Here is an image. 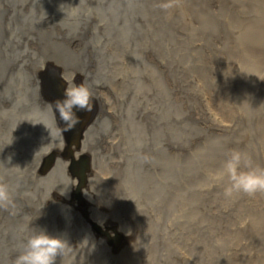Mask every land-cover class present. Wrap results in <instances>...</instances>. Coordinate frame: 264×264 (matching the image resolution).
<instances>
[{
  "label": "rangeland",
  "instance_id": "obj_1",
  "mask_svg": "<svg viewBox=\"0 0 264 264\" xmlns=\"http://www.w3.org/2000/svg\"><path fill=\"white\" fill-rule=\"evenodd\" d=\"M167 2L0 0V264L41 230L55 264H264V195L215 179L232 150L264 167V0Z\"/></svg>",
  "mask_w": 264,
  "mask_h": 264
},
{
  "label": "clouds",
  "instance_id": "obj_2",
  "mask_svg": "<svg viewBox=\"0 0 264 264\" xmlns=\"http://www.w3.org/2000/svg\"><path fill=\"white\" fill-rule=\"evenodd\" d=\"M178 2V0H177ZM174 6V0H168L161 5L168 9ZM64 99L56 101L61 119L68 123L69 127L79 122L75 110L91 112L92 94L84 83H69L64 91ZM227 178L228 184L224 189L226 197L234 194L255 196L264 195V167L254 166L247 154L238 150H232L224 161L222 170L216 175L217 181ZM12 202L11 193L6 183L0 181V207H7ZM67 242L57 236H51L45 231H37L29 236L24 251L15 260V264H55L58 256L64 254Z\"/></svg>",
  "mask_w": 264,
  "mask_h": 264
},
{
  "label": "bare ground",
  "instance_id": "obj_3",
  "mask_svg": "<svg viewBox=\"0 0 264 264\" xmlns=\"http://www.w3.org/2000/svg\"><path fill=\"white\" fill-rule=\"evenodd\" d=\"M53 91V90H52ZM43 95H44V101H49L50 103L49 104H51L52 105V107L54 108V110H55V103H54V96H53V93L49 90L48 91V93H49V95L45 92V91H43ZM57 98H56V101H62L65 97H62V95H57L56 96ZM41 101V100H40ZM42 102V101H41ZM43 104V103H42ZM75 111V110H74ZM78 112L76 113V115L78 116ZM60 123V122H59ZM67 123V122H66ZM84 123H85V115L83 114V113H80V117H79V122L77 123V126H75V128L77 129L78 128V130H80V128H82L83 127V125H84ZM60 125H61V127L65 130V126L62 124V123H60ZM67 125H68V123H67ZM69 126V125H68ZM72 127V126H71ZM74 129V128H73ZM73 149V147H71V146H67L65 149H63V151H61L60 152V155L61 156H63V157H66L67 155H68V151H70V150H72ZM48 162V160H46L45 162H44V164H46ZM81 179L82 178H79L78 179V181H81Z\"/></svg>",
  "mask_w": 264,
  "mask_h": 264
}]
</instances>
